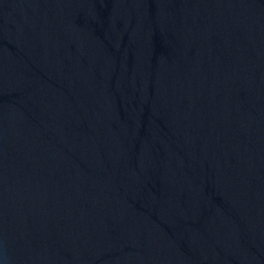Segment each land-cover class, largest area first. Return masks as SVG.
<instances>
[{
    "label": "water",
    "instance_id": "obj_1",
    "mask_svg": "<svg viewBox=\"0 0 264 264\" xmlns=\"http://www.w3.org/2000/svg\"><path fill=\"white\" fill-rule=\"evenodd\" d=\"M0 264H264V0H0Z\"/></svg>",
    "mask_w": 264,
    "mask_h": 264
}]
</instances>
